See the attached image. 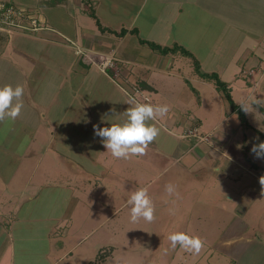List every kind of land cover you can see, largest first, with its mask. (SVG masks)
Wrapping results in <instances>:
<instances>
[{
    "label": "crops",
    "instance_id": "1",
    "mask_svg": "<svg viewBox=\"0 0 264 264\" xmlns=\"http://www.w3.org/2000/svg\"><path fill=\"white\" fill-rule=\"evenodd\" d=\"M40 1L45 5L44 14L40 15L48 27L41 30L42 39L58 46L60 37H47L46 33L54 29L63 37L79 41L91 60L88 63L80 57H71L65 61L66 57H61L45 64L44 57L32 53L0 57V86L19 84L24 87V93L29 88L39 107L26 106L28 110L23 108L15 120L0 122V264H74L66 259L74 256V250L81 244L69 247V229L65 225L73 213L69 214L68 206L56 213L48 211L54 209L52 204L48 205H52L51 209L37 212V208H43L37 203L43 192L51 190V183L46 168L38 172L36 158L41 155L39 151L50 149L55 136L60 133L64 139L68 136L69 123L74 124V131L80 135L84 123H89L92 149L87 150L92 154L91 162H87V167L83 162L84 147L81 151L70 150L61 138L56 146L61 152L56 148L54 152L59 154L64 168L57 171L68 178L69 169L83 174L86 169L95 171L99 167L94 125L99 126L100 119L85 109L91 108L89 104L101 89L103 77L115 92L111 99L120 90V99L116 98L114 105L119 103L123 107L126 101L130 102L122 84L116 82L118 78L126 83L125 87L139 90L142 101L175 107L159 118L172 129L182 126L183 143L173 150L152 148L156 154L152 164L173 157L177 159L176 165L188 172L203 173L204 178L197 180V185L203 182L197 191L206 193L205 226H211L210 233L217 242L212 243V248L234 264H264V184H261L264 159L256 158L250 151L253 143L264 141L257 130L264 131L252 125L246 114L247 105L254 106V97L260 98L258 93L264 95V0ZM58 8L70 16L71 19L66 17L67 23L65 15L61 22L55 20L54 11ZM91 10L106 29L99 27ZM77 14L92 17L97 29H91L84 19L79 21V16L75 18ZM122 30L125 32L120 34ZM0 42L2 51L9 47L15 52L14 43L8 46L9 41L3 38ZM149 42L168 50L162 53ZM178 47L190 51L202 71L215 72L227 82L235 103L246 109L249 125L243 134L225 129L230 119L235 120L232 115L238 113L224 92L195 71L194 57ZM74 89L79 93L77 96L72 92ZM161 90L166 93L162 94ZM241 94L244 101L237 98ZM255 104L258 111L259 102ZM207 122L213 125L209 143L185 135L192 123L201 128ZM44 142L49 147L38 145ZM74 154L79 155L74 157ZM109 174L115 175L113 168ZM57 198L61 199L62 195ZM61 229L66 239L61 247L66 252L53 258L50 251L54 246L57 248L53 236ZM36 241L40 244L31 243ZM39 252L40 257L36 258ZM112 253L113 250L102 262H94L92 256L80 252L79 263L104 264Z\"/></svg>",
    "mask_w": 264,
    "mask_h": 264
},
{
    "label": "rangeland",
    "instance_id": "2",
    "mask_svg": "<svg viewBox=\"0 0 264 264\" xmlns=\"http://www.w3.org/2000/svg\"><path fill=\"white\" fill-rule=\"evenodd\" d=\"M12 1L28 8L31 13L39 15L42 12L44 14L45 5L43 1ZM57 10L56 13L54 11L55 20H59L57 22H61L63 15H65L64 21L66 23L68 22L66 17L71 19L68 14L67 16L64 13L65 10L60 8ZM69 11L71 12L70 9ZM78 16L77 14L75 18ZM82 19L88 23L91 29H97L92 17L80 15L78 20L82 21ZM43 33L42 31L35 33L13 32L9 38L1 36L0 39L3 38L9 41L8 46L14 43V48L17 51L12 52L9 47H5L6 51L0 49V57H20L21 54L25 55L26 53L29 55V53H32L35 57H44L43 62L45 64L49 60H53L52 62H55L56 59L61 60V57H66L65 61H69L71 57H80V59L82 58L89 63L90 56L86 53L87 49L79 41L63 37L54 29L53 31L46 30V33L49 34L47 37L53 35L60 37L57 40L60 44L56 46L54 43L51 44V42L43 40ZM82 67H84L83 64ZM105 81L106 78L103 77L101 89L97 91L96 95L93 94L94 99L89 104L91 108L87 107L88 109H85L86 112L90 110L88 112H92L99 117L100 127L108 126V124L116 120L117 122L123 121L126 118V110L132 107V104L127 101L123 107H120L121 104L119 103L114 105L116 98L120 99L118 95L120 90H117L115 97L111 99L110 95L115 92L109 88V84H106ZM116 82L120 83V85L122 84L128 100L146 103V101L141 100V92L139 90H133L129 86L125 87L126 83L118 78ZM246 89L250 90L247 87ZM72 92L75 96L79 94L75 93V89ZM161 93L166 92L161 90ZM258 96L260 98L254 97V106L256 105L255 103L259 102L258 111L250 104L247 105L249 110L246 114L252 125L264 131V95L258 93ZM237 98L243 100L242 94L241 97L238 96ZM22 99L23 108L26 110H28L26 106L34 109L39 108L38 102L31 96L29 88ZM167 106L170 111L175 109L172 105ZM228 113H230L229 108ZM157 116V118H162L159 115ZM232 116L235 120L230 119L225 125V129H230L239 135L248 130L247 125L242 122L238 114ZM160 118L158 119L159 121H156L155 118L156 122L150 121V123H154L160 129V133L149 144L146 154L141 157L133 156L127 160L114 158L110 152L106 151L101 138L95 137V151H98L97 161L100 164L95 171L86 169L83 174H77L69 169L68 178H66L64 174L61 175L57 171L62 167L64 168V164L59 161V154L54 152L56 146L60 145L61 138L65 141V146L69 147L70 150L78 148L81 151L84 147L86 150H84L85 153L82 159L83 162H86L85 166L87 167V162L92 157L91 152L87 150L88 147L92 149L88 139L90 130H92L89 123H84L85 128L83 130L79 129L81 130V135L74 131V124L69 123V134L65 139L62 137L63 134L60 133L61 130L57 129L60 134L53 138L50 149L39 151V154L43 156L38 155L36 158L37 170L40 172L42 169H47V179L51 183V190L48 193L43 192L42 199L37 203L38 207L41 205L43 208H37V212L46 211L44 208L51 209L50 207L53 205L52 207L56 210L48 211L56 213V211L65 209L68 206L69 214L73 213V217L65 223L69 229L68 245L73 247L79 243L81 244L74 250V256H68L66 262L70 261L71 263L74 262V264H80L79 262L81 261L79 259L82 254L84 256H92L94 262H102L105 256H108L113 250L112 255L108 257L104 264H234L233 260H227V257L220 256L212 248V243L216 242L215 236L210 233L212 232L211 226H205L206 213H203L207 203L205 201L206 193L203 190L197 191L202 187L203 182H200L201 185H197V180L204 178L203 173L201 174L199 171L188 172L186 168L177 166V159L173 157L159 162L157 165L152 164L153 157H156L152 148L158 146L165 150H173L177 145L183 143L181 142L183 141L181 138L184 131L182 126L180 129H172L164 121H161L164 119ZM194 124L192 123L190 127L198 126ZM212 126L211 123L207 122L205 126L203 125L200 128L204 134L209 136V140L206 143L212 140V134L210 133ZM185 133H188V129L185 130ZM41 143L38 145L42 147L48 146L45 142ZM56 149L59 153L61 152V148ZM78 155L74 154L73 156L78 157ZM111 168L114 170V176L109 174V169ZM93 173L97 175L95 178L92 175ZM169 183L176 186L175 194H169L166 191V185ZM141 187L147 188L155 207V218L150 222L143 218L136 222L130 220V206L127 204V199ZM59 194L62 195L61 199L57 198ZM57 199L61 201L57 202ZM49 204L52 205L48 207ZM93 229L94 231H92ZM62 230L59 231L57 236H53V243L57 244V248L54 246L53 250L50 251L53 258H57L66 252L61 247V244L66 240ZM175 232H184L190 236L199 237L203 242L199 253L188 251L179 245L173 248L169 235ZM25 236H28V234ZM32 236L34 237L35 235ZM37 240L41 241V239ZM38 241L31 243L39 245L40 242ZM103 247L105 249H102ZM96 250L98 251L95 253ZM80 252L82 253L81 255L79 254ZM211 254L213 255L212 257H210ZM39 257L40 252L36 258Z\"/></svg>",
    "mask_w": 264,
    "mask_h": 264
},
{
    "label": "clouds",
    "instance_id": "3",
    "mask_svg": "<svg viewBox=\"0 0 264 264\" xmlns=\"http://www.w3.org/2000/svg\"><path fill=\"white\" fill-rule=\"evenodd\" d=\"M24 87L5 84L0 86V122L5 119L15 120L23 108ZM132 107L126 110V118L120 122H112L108 126L94 125V135L101 138V142L117 159H130L133 156L141 157L146 154L149 144L159 135L160 129L150 121H154L157 115L166 114L167 105H152L131 100ZM244 111L245 107L241 105ZM255 139H259L256 137ZM256 158L264 159V141L253 143L250 150ZM264 178V177H262ZM261 178V184L264 179ZM166 191L169 194L176 193L174 184H167ZM130 206V220L136 222L143 218L152 221L155 218V207L147 188L141 187L134 191L127 199ZM171 246L180 247L199 253L203 246L202 240L197 236H190L184 232H175L169 235Z\"/></svg>",
    "mask_w": 264,
    "mask_h": 264
},
{
    "label": "built area",
    "instance_id": "4",
    "mask_svg": "<svg viewBox=\"0 0 264 264\" xmlns=\"http://www.w3.org/2000/svg\"><path fill=\"white\" fill-rule=\"evenodd\" d=\"M47 28L40 14L31 13L28 8L11 0H0V37L9 38L13 32L35 33ZM90 60L91 58L89 62ZM185 135L195 136L200 141L209 140V136L204 134L198 126L189 127Z\"/></svg>",
    "mask_w": 264,
    "mask_h": 264
},
{
    "label": "trees",
    "instance_id": "5",
    "mask_svg": "<svg viewBox=\"0 0 264 264\" xmlns=\"http://www.w3.org/2000/svg\"><path fill=\"white\" fill-rule=\"evenodd\" d=\"M90 14H91V16H94V17L96 18L97 23H98V25H99L100 28H102L103 30L106 29L105 27H103V26L101 25L99 19L97 18L96 14H95V12H94L93 10L90 11ZM107 29H108V28H107ZM124 32H125V30H122V31L120 32V34H123ZM149 45H150L153 49L158 50V51H160V52H162V53H164V52H166V51L168 50V48H166V47H162L161 45H158V44H156V43H154V42H149ZM178 48H181L180 50H181V52H183L184 54L189 55L190 57H194V55H193L190 51L184 49L183 47H178ZM194 66H195V71H196V72H197L202 78H205V79H207V80L212 81V82L216 85V87H217L219 90H221L222 92H224V94L226 95V97L228 98V100H229V102H230V105H231L232 108L238 113V115L240 116L242 122H244L246 125H249V123H248V121H247V117H246L245 111L243 110V108H242L239 104L235 103V101L233 100L227 82H225L224 80H222V79L220 78V76H219L217 73H215V72H211V73H210V72H204V71H202L201 68H200V64H199V62H198V60H197L195 57H194ZM257 131H258V132L262 135V137L264 138V133L260 132V130H257Z\"/></svg>",
    "mask_w": 264,
    "mask_h": 264
}]
</instances>
